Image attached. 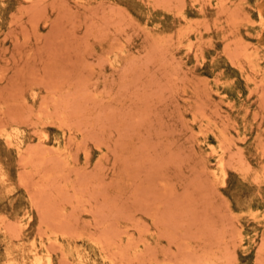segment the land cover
<instances>
[{"label":"rangeland","instance_id":"obj_1","mask_svg":"<svg viewBox=\"0 0 264 264\" xmlns=\"http://www.w3.org/2000/svg\"><path fill=\"white\" fill-rule=\"evenodd\" d=\"M263 216L264 0H0V264H264Z\"/></svg>","mask_w":264,"mask_h":264},{"label":"bare ground","instance_id":"obj_2","mask_svg":"<svg viewBox=\"0 0 264 264\" xmlns=\"http://www.w3.org/2000/svg\"><path fill=\"white\" fill-rule=\"evenodd\" d=\"M3 130V129H2ZM64 131V130H63ZM42 134V133H41ZM40 134V135H41ZM4 136L5 137V139L6 140H8V143H11L12 141V143L14 144V147H15V149H16V151H17V153H21L22 152V148H23V144H24V136H23V134L21 133V130L20 129H13V130H11V132L10 131H4L3 130V132L1 133V136ZM46 135L47 134H43V135H41V136H39L42 140H45L46 139ZM64 136V135H63ZM28 139V138H27ZM39 139V138H38ZM43 142V141H42ZM64 144V143H63ZM64 146V145H63ZM68 146V145H67ZM207 146V145H206ZM210 146V149H211V151L214 153V156H215V165H216V170H215V176H217V177H219V178H221V179H223L224 177H225V167H224V159H223V153H222V151L221 150H219V148H212V146L211 145H209ZM26 147L28 148V146L26 145ZM208 147V146H207ZM25 148V147H24ZM23 148V149H24ZM55 149V148H54ZM63 149V148H62ZM27 150V149H26ZM26 150H24V151H26ZM64 150V149H63ZM23 151V152H24ZM56 151V150H55ZM62 151V150H61ZM65 151V150H64ZM59 153V152H58ZM62 153H63V151H62ZM61 153V154H62ZM19 154H18V156H19ZM65 154V157L67 158V156H66V153H64ZM71 154V153H70ZM21 155H23V154H21ZM64 157V156H63ZM71 157V156H70ZM3 176V175H2ZM2 179H3V177H2ZM2 181V180H1ZM3 183V182H2ZM1 183V184H2ZM6 184V183H5ZM5 187V186H4ZM7 188V187H6ZM8 188H9V186H8ZM9 192V191H8ZM29 201V200H28ZM32 205V204H31ZM27 212V211H26ZM39 212H40V208H39ZM253 213V212H252ZM28 214V213H27ZM45 214V213H44ZM253 214H255V213H253ZM16 216H18V215H16ZM24 216V215H23ZM26 217V216H25ZM264 217V216H263ZM262 217V218H263ZM19 219V218H18ZM261 219V218H260ZM21 220V219H20ZM29 220V219H28ZM19 221V220H18ZM4 223V222H3ZM16 223V222H15ZM44 223V222H43ZM1 224V223H0ZM5 224V223H4ZM18 224V223H17ZM17 224L15 225L14 224V228H16V226H17ZM19 226H20V224H18ZM25 225V224H24ZM43 225V224H42ZM7 225H5V227H6ZM1 227V226H0ZM3 227V226H2ZM9 227H11V224L9 225ZM21 227V226H20ZM19 227V229L20 230H22L21 228H23V227H21L20 228ZM6 229H7V227H6ZM5 229V230H6ZM42 230V229H41ZM45 230V229H44ZM9 231H11L10 229H8V232H6L7 234L8 233H10ZM14 231V230H13ZM16 231H17V228H16ZM51 231V230H50ZM62 231V230H61ZM18 232V231H17ZM21 232V231H20ZM44 232V231H43ZM12 233V232H11ZM45 233V232H44ZM63 233V232H62ZM61 233V237H62V234ZM64 233H66V232H64ZM3 234V233H2ZM12 234H15V233H12ZM48 234V233H47ZM56 234V233H55ZM58 234H60V233H58ZM57 234V235H58ZM67 234V233H66ZM77 234V233H76ZM75 234V235H76ZM80 234V233H79ZM10 235V234H9ZM41 235H42V233H41ZM45 235V234H44ZM50 235H53V233H50ZM56 235V236H57ZM75 235H73L72 234V236H75ZM15 236V235H14ZM13 236V237H14ZM47 236V235H46ZM45 236V237H46ZM49 236V235H48ZM66 236V235H65ZM80 236H82V234H80V235H78V239L80 238ZM240 236H242V235H240ZM17 237V236H16ZM60 237V236H59ZM69 237V236H68ZM75 237H77V236H75ZM8 238V237H7ZM17 238H19V234H18V237ZM48 238V240H49V237H47ZM63 238H64V236H63ZM66 238H67V236H66ZM13 239H15V237L13 238ZM71 239V238H70ZM74 239V238H73ZM77 239V238H76ZM89 239V238H88ZM16 240V239H15ZM47 240V239H46ZM57 240V239H56ZM66 240V239H65ZM90 240L91 239H89V242H90ZM17 241V240H16ZM50 241H53V240H50ZM70 241V240H69ZM74 241V240H73ZM94 241V240H93ZM92 241V242H93ZM100 241V240H99ZM54 242V241H53ZM57 242V241H56ZM96 241H94L93 243H95ZM11 243V242H10ZM9 243V244H10ZM49 243V242H48ZM55 243V242H54ZM92 243V244H93ZM45 244V243H44ZM58 244V243H57ZM102 244V243H101ZM101 244H99L100 246L99 247H101ZM52 245H53V243H52ZM51 245V243H49V246L51 247L52 246ZM56 245V244H55ZM95 245V244H94ZM104 245H105V243H104ZM15 246V245H14ZM19 246V245H18ZM41 246V245H40ZM58 246V248H59V244L57 245ZM62 246V245H61ZM13 248V247H12ZM22 248V247H21ZM47 249V248H46ZM57 249V248H56ZM100 249H102V247L100 248ZM21 250V249H20ZM52 250V249H51ZM50 250V251H51ZM103 250V249H102ZM4 251V250H3ZM76 251V250H75ZM23 252V251H22ZM26 252V251H25ZM36 252V251H35ZM103 252V251H102ZM42 253V252H41ZM7 254V253H6ZM64 254V253H63ZM62 254V255H63ZM14 255V254H13ZM7 256V255H6ZM12 256V255H11ZM47 264H51V259H50V256H51V254L49 255V252H48V254H47ZM67 256V255H66ZM66 256H65V260L64 261H66L67 259H66ZM9 257V256H8ZM33 257V256H32ZM63 257V256H62ZM77 257V256H76ZM108 257V256H107ZM110 257V256H109ZM7 258V257H6ZM20 259V258H19ZM106 259V258H105ZM108 259V258H107ZM106 259V260H107ZM11 260H14V259H11ZM18 260V259H17ZM16 260V261H17ZM31 260H33V259H31ZM79 260V259H78ZM111 261H112V259H110ZM42 255H39V254H36V256H35V258H34V260H33V262H32V264H41L42 263ZM63 261V260H62ZM68 261V260H67ZM103 261V260H102ZM2 262V261H1ZM70 262V261H69ZM156 262V261H155ZM44 263V262H43ZM82 262H80V264H81ZM112 264H113V262H111ZM5 264V263H4ZM14 264V263H13ZM23 264V263H22ZM64 264V263H63ZM69 264V263H68ZM71 264V263H70ZM84 264V263H83Z\"/></svg>","mask_w":264,"mask_h":264}]
</instances>
